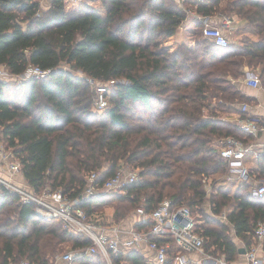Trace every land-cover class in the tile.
Returning <instances> with one entry per match:
<instances>
[{"label":"trees","instance_id":"trees-1","mask_svg":"<svg viewBox=\"0 0 264 264\" xmlns=\"http://www.w3.org/2000/svg\"><path fill=\"white\" fill-rule=\"evenodd\" d=\"M98 1L93 6L84 0L70 12L63 0H50L45 9L41 0H0V65L13 75L29 66L50 70L22 81L0 78L1 140L35 190L49 186L74 197L83 191L88 172L105 181L121 163L138 168L140 178L126 194L87 196L80 204L87 215L114 205L119 222L139 206L149 212L168 198L201 220L197 230L206 250L235 261L240 249L235 238L247 249L256 222H264V195L250 193L256 185L220 177L229 168L216 141L252 140L223 114L236 112V104L246 100L232 82L243 67L257 71L264 86V0H226L223 6L221 0ZM186 6L201 16H236L243 22L233 33L238 43L214 44L190 17L193 43L171 51L162 47L186 20ZM109 80L115 83L107 92L108 106L96 111V85ZM251 167L264 178V149ZM221 212L228 223L215 217ZM158 240L178 249L170 235ZM89 244V238L68 232L60 222L38 218L33 205L0 192V264L24 258L50 264L67 248ZM121 258L145 262L138 250ZM72 264L105 263L92 254L77 256Z\"/></svg>","mask_w":264,"mask_h":264},{"label":"built area","instance_id":"built-area-1","mask_svg":"<svg viewBox=\"0 0 264 264\" xmlns=\"http://www.w3.org/2000/svg\"><path fill=\"white\" fill-rule=\"evenodd\" d=\"M84 0H63L65 9L77 12ZM182 4L184 0H175ZM189 2H203L206 0H188ZM186 12H191L186 9ZM193 13V12H191ZM195 14V13H194ZM207 17V16H202ZM232 21L230 17H223L222 22L228 24ZM202 36L218 46H226L230 43L222 28L206 23L202 27ZM50 70L41 69L39 66H29L23 73L11 74L4 65H0V78L16 79L18 81L29 78H40L46 76ZM243 81L250 87L262 86L259 74L255 70L244 73ZM115 80H109L96 85L93 108L103 111L108 106L107 92L109 86ZM247 104L242 103L241 114L236 119V124L242 132L255 136L264 131V124L254 120L247 112ZM249 145L235 136H226L217 139L216 147L220 156L228 165L229 171L237 168V176L240 180L247 178V173L242 165V159ZM258 156V153L253 150ZM139 169L121 163L113 175L105 181L98 179L95 171L85 175V186L83 191L76 196H70L62 189H53L49 186L35 190L29 185L22 173L20 161L13 151L6 148L0 138V192L6 191L13 195L14 200L20 204H31L35 215L41 220H55L61 223L63 229L70 233L79 234L89 238L90 244L80 249H68L51 260L50 264H72V260L81 255L99 254L105 264H129L121 257H126L132 250H138L145 259L144 264H231L224 258V254H213L204 247V237L198 232L197 224L201 220L196 219L190 208L186 205L172 206L168 198L161 200L151 211H146L143 206L137 207L135 221L127 227L123 222L103 221L102 212H94L88 216L80 206L87 196L99 195L104 192H116L126 194L127 186L138 181ZM205 196L211 192L210 180L205 181ZM210 189V190H209ZM255 197L264 195V181L258 182L255 187L249 189ZM99 215V216H98ZM217 216V215H216ZM217 218L226 221L224 212ZM125 219V218H124ZM138 222L150 223L148 229H137ZM170 235L174 244L178 247L176 251L171 249L168 242L158 239ZM142 245L152 252L146 257L141 251ZM196 252L199 257L191 258L190 253ZM245 264H264V222L257 221L253 231V242L245 248ZM260 255V256H259ZM8 264H38L27 258Z\"/></svg>","mask_w":264,"mask_h":264},{"label":"crops","instance_id":"crops-1","mask_svg":"<svg viewBox=\"0 0 264 264\" xmlns=\"http://www.w3.org/2000/svg\"><path fill=\"white\" fill-rule=\"evenodd\" d=\"M41 2H42V6L44 7V9L48 7L47 5L44 4L45 2H43V0ZM179 5H181V4H179ZM186 7H187L186 8L187 10L191 9V6H186ZM188 7H190V8H188ZM191 11L193 13L187 14L188 16H187L186 20L183 21L181 23V25L177 28V31L175 32V34L169 38H174V39L177 38V39L181 40V37H180V34H178V31L181 28L186 29V30H191L192 26H191L190 17L195 18L197 21H199L202 24V27L206 23H208L210 25H216V26L221 27L225 34H226V32L227 33L229 32L231 35L238 28V25H240V24H238V25L235 24L234 18L231 19L232 21H230V23L226 24V23L222 22L223 18H222V20H220L219 18L217 19L215 15L214 16H208V17H202L201 15L196 14L194 10H191ZM220 22H221V24H219ZM240 23H243V22L240 20ZM238 41H239L238 36L230 38V42H234L237 44ZM171 50H173V48ZM249 70H252V69L247 67V66L243 67V75L241 77H239L238 79L232 80V82L234 84H236L238 90L246 97V100L238 102L236 104L237 111L226 113V118H228L229 120L236 123V119L241 114V111H240L241 104L245 103L248 106L247 112L245 114L249 115L254 120H257V121L261 122L262 124H264V86L262 84V86L259 88H253V87H250L244 83V81H243L244 73L246 71H249ZM251 137H252V140H250L249 142H244L241 139L245 145H249L248 146L249 150H252V151H247L245 153L243 159H242V165L246 170L247 178L244 180H240L237 176V172H238L237 168L232 169L231 172L229 171V173H226V175H224V176H220L221 178H224L228 182H233L234 184L242 185L245 183H249L251 186L257 185L258 182L264 181V178H257L256 177V175L253 172L252 167H251L252 160L254 158H256V155L253 153V150H255L259 155L261 149H264V131L259 132L255 136L251 135ZM208 179L210 180V186H211V177H209ZM250 188H252V187H250ZM205 208L208 212H210V209H211L210 207L207 206ZM210 214H212V213H210ZM109 216L112 218H110ZM113 217L114 216H113L112 212L109 215L108 214L106 215L105 213L102 214V220L103 221H114ZM134 221H135V218L124 220L123 226L124 227L130 226ZM223 222L228 223L227 219H226V221H223ZM235 239H236L237 245L240 248H244V245L241 242V240L239 238H235ZM140 249L146 257H149L152 255V252L149 251L146 248V246L142 245V248L140 247ZM189 257L196 259L199 257V255L196 252H193V253L189 254ZM230 263L231 264H245L246 263L245 254L239 253L238 258L235 261H232ZM57 264H63V262L59 261Z\"/></svg>","mask_w":264,"mask_h":264},{"label":"rangeland","instance_id":"rangeland-1","mask_svg":"<svg viewBox=\"0 0 264 264\" xmlns=\"http://www.w3.org/2000/svg\"><path fill=\"white\" fill-rule=\"evenodd\" d=\"M42 1V0H41ZM90 1V0H89ZM92 2V4H93V6L94 5H97V4H99V1L98 0H91ZM225 1L226 0H221V2H220V6H223L224 5V3H225ZM43 2H45L44 4L45 5H47V6H49L50 5V0H43ZM102 4H100L99 6H101ZM42 8H44L43 6H42ZM187 8V7H186ZM188 8H190V7H188ZM192 12V11H191ZM191 12H187V14H191ZM214 16V15H213ZM215 16H216V18L218 19H220V20H222V18L223 17H228L229 15H227V14H222L221 12L219 13H217V14H215ZM233 18H234V20H235V24H241L240 23V20L236 17V16H233ZM233 20V21H234ZM219 24H221V22L219 23ZM239 26V25H238ZM192 28V27H191ZM192 30V29H191ZM193 32L192 31H189V30H186V29H183V28H181L179 31H178V34H180V37H181V40L180 39H174V38H166V39H164V40H162L161 41V46L162 47H164V48H166V49H169V51H171V49L173 48H176L179 44H181V43H186V44H192L193 43V41H194V38H195V36L192 34ZM188 34H190V35H188ZM226 34H227V37H228V39L230 40V38H232V37H235L234 36V34L232 33V35L228 32H226ZM188 36H190V37H188ZM232 36V37H231ZM216 101L215 100H213L212 101V103L214 104ZM223 117H226V114H223ZM1 142H3L2 140H1ZM4 144V143H3ZM4 146H5V144H4ZM204 188H206L205 187V184H204ZM210 190V189H209ZM205 205H206V207L208 206V207H210V204L208 203V201H206L205 203H204ZM114 205H108V206H105V208L101 211V212H103V213H105L106 215L108 214H111V212H112V214H113V216H114V207H113ZM99 216V215H98ZM212 216H215V215H212ZM100 217H102V214H101V216ZM104 217V216H103ZM110 217V216H109ZM135 217V215L132 213V214H130L129 216H127L125 219H122L121 221H124V220H127V219H133ZM215 217H217V216H215ZM105 218V217H104ZM110 218H112V217H110ZM114 218V217H113ZM113 222H117L115 219H114V221ZM120 222V221H119ZM67 246V245H66ZM66 248V247H65ZM56 254H58V253H56ZM55 254V255H56ZM54 256V255H53ZM57 256V255H56ZM53 258H55V257H53Z\"/></svg>","mask_w":264,"mask_h":264},{"label":"water","instance_id":"water-1","mask_svg":"<svg viewBox=\"0 0 264 264\" xmlns=\"http://www.w3.org/2000/svg\"><path fill=\"white\" fill-rule=\"evenodd\" d=\"M238 252L243 254V253H245V249L244 248H240Z\"/></svg>","mask_w":264,"mask_h":264}]
</instances>
